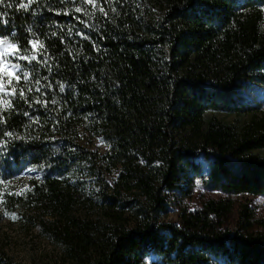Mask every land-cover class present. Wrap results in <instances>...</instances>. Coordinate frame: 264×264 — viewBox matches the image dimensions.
<instances>
[{
  "label": "trees",
  "instance_id": "obj_1",
  "mask_svg": "<svg viewBox=\"0 0 264 264\" xmlns=\"http://www.w3.org/2000/svg\"><path fill=\"white\" fill-rule=\"evenodd\" d=\"M24 3L0 5V39L36 56H9L21 79L5 77L0 92V181L34 179L5 192V207L35 219L63 264H264V218L243 208L236 228H222L228 199L162 218L192 175L264 194V0ZM0 264L17 263L0 254Z\"/></svg>",
  "mask_w": 264,
  "mask_h": 264
},
{
  "label": "rangeland",
  "instance_id": "obj_2",
  "mask_svg": "<svg viewBox=\"0 0 264 264\" xmlns=\"http://www.w3.org/2000/svg\"><path fill=\"white\" fill-rule=\"evenodd\" d=\"M262 111H264V104ZM206 113L234 125L243 123L247 118V115H235L219 110H208ZM93 147L101 151L104 144L100 140H95ZM261 152L264 154V149ZM196 160L200 161L201 168L204 170L205 160L200 157H197ZM112 176V173L106 174L109 183H111ZM32 179H34L32 171H25L12 180L0 181V254L17 264H63L64 258L60 245L35 222V219L28 218L26 212L18 210V208L8 210L2 203L5 192L19 194L30 186ZM191 180L189 195L180 197V191L175 194L167 215L162 218L178 222V215L182 207L195 210L210 198L228 199L231 202L230 211L226 214L222 224L224 229L233 230L237 227L241 216L240 211L243 208L250 210L256 219L264 218V194L227 193L206 186L193 175ZM181 187L186 186L182 183ZM12 216L17 218L12 219ZM253 229H258V225L254 224ZM154 258V255L148 256L145 264H150Z\"/></svg>",
  "mask_w": 264,
  "mask_h": 264
},
{
  "label": "snow or ice",
  "instance_id": "obj_3",
  "mask_svg": "<svg viewBox=\"0 0 264 264\" xmlns=\"http://www.w3.org/2000/svg\"><path fill=\"white\" fill-rule=\"evenodd\" d=\"M33 2V0H28V3L20 4L21 8H28L29 5ZM82 3L90 4L93 8L97 7L96 0H81ZM5 0H0V5L4 4ZM100 12H103L104 15H107V12H105L104 8L101 6L98 9ZM76 12H81L82 9L80 7H77L75 9ZM37 41H32V49L37 48ZM40 47L42 48L43 45L41 44ZM0 48H2V51H0V92H5V83L4 78L7 77V85H13V79H15L16 82H19L21 79L20 75H17L16 73L20 70L21 65L19 63H13L12 60L9 59V56H11L15 60H24L31 63L32 60L36 59L35 54L27 55V54H20V48L17 44L11 43L7 39H0ZM30 74L27 72L23 73V77L25 80L29 79ZM61 91H63V86L61 85L60 88ZM7 95H15L16 94V88L13 86L11 88L10 93H6ZM21 97L24 96V90H20ZM5 107H11L10 101L5 100L4 101ZM9 135H11L9 133ZM12 219H16L17 217L12 216Z\"/></svg>",
  "mask_w": 264,
  "mask_h": 264
}]
</instances>
